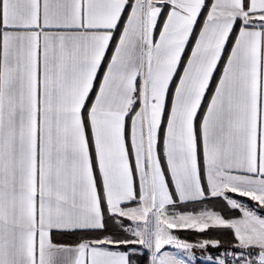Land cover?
Segmentation results:
<instances>
[{"label":"snow or ice","instance_id":"snow-or-ice-1","mask_svg":"<svg viewBox=\"0 0 264 264\" xmlns=\"http://www.w3.org/2000/svg\"><path fill=\"white\" fill-rule=\"evenodd\" d=\"M0 264H264V0H0Z\"/></svg>","mask_w":264,"mask_h":264}]
</instances>
